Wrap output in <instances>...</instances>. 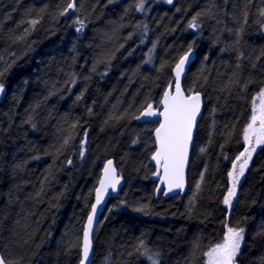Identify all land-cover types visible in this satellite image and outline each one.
<instances>
[{
    "label": "trees",
    "instance_id": "obj_1",
    "mask_svg": "<svg viewBox=\"0 0 264 264\" xmlns=\"http://www.w3.org/2000/svg\"><path fill=\"white\" fill-rule=\"evenodd\" d=\"M68 2L0 0L1 256L79 264L94 190L113 159L123 186L103 209L91 264H151L145 248L159 264H206L226 224L245 229L236 264H264V146L230 209L223 203L264 87V0H143V10L140 0H77L60 15ZM197 13L199 27L189 28ZM189 46L183 89L201 94L203 112L186 192L165 198L150 163L158 123L136 117L172 88Z\"/></svg>",
    "mask_w": 264,
    "mask_h": 264
},
{
    "label": "snow or ice",
    "instance_id": "obj_2",
    "mask_svg": "<svg viewBox=\"0 0 264 264\" xmlns=\"http://www.w3.org/2000/svg\"><path fill=\"white\" fill-rule=\"evenodd\" d=\"M173 0H167V3L172 4ZM77 0H70L67 6L60 12V15H66L70 10H76ZM138 10H143V0L137 4ZM202 13H197L192 17L189 22V28H197L199 25L196 23L197 18ZM260 15L264 16V9H261ZM38 23L36 20L30 21L32 26ZM76 24H79L76 30L78 32L83 30V20H76ZM239 35V33H237ZM192 47L189 46L188 52L184 54L176 63L174 68L175 73V92L170 91L164 92V97L161 103L164 105V110L157 113L152 104H148L147 108L141 113V116L151 117L159 115L162 117V121L159 127L155 129V144L156 150L153 153L151 159L156 162L157 168L163 169V175L160 177L161 180L168 185V190L171 191L173 188L183 189L184 187V165L187 162L189 146L193 141L194 128L196 125L197 115L201 110V94L195 92L193 94L185 95L181 89L180 80L181 75L185 70V64L189 60ZM11 67V65H9ZM255 67V65H253ZM7 71V69H5ZM4 73L0 72V76ZM75 83V80L72 81ZM250 82V81H249ZM247 87V85H245ZM5 91V85L0 83V93ZM81 96L77 97V100L81 99ZM259 99V106L253 107V113L251 121L244 129V141L248 147L244 148V151L236 157V161H240L243 158V162L239 164L237 170V164L233 162L232 170L228 172L230 178L231 187H229L227 194L224 196L223 203L227 206H231L233 198L237 195V186L240 182V178L244 175L245 169L248 167L250 160L252 159L253 153L256 151L258 145H264V87H261L259 93L253 98L255 101ZM91 111V110H89ZM140 117H136L139 119ZM257 122L259 127H257ZM255 137V144L252 143V139ZM68 143L67 140L64 141ZM133 144L138 143L134 140ZM204 149L201 148V152ZM84 153L81 151V156ZM71 163V161H69ZM159 171L155 173L158 175ZM203 179V173L201 174ZM100 187L96 189V202L92 205L91 213L87 217V223L83 231V241L81 258L79 264H89L90 251L92 249L91 234L94 231V223H96L97 206L101 203L104 198L105 192L111 188L113 191L116 190V186L120 183L119 178L116 175V169L113 167L111 160L107 161L104 165V174L99 181ZM196 188H200V184L196 185ZM147 205H141L138 208L133 209L134 211H144ZM226 232L224 234L223 243L215 245L205 256L208 257L207 264H236V258L240 253L241 245L244 240L245 229L243 227H231L225 225ZM264 235V232L260 233ZM143 247V241L140 244ZM142 255H147V258L151 261V264H159L157 254L148 255V250L145 248ZM0 264H8V262L0 257Z\"/></svg>",
    "mask_w": 264,
    "mask_h": 264
},
{
    "label": "water",
    "instance_id": "obj_3",
    "mask_svg": "<svg viewBox=\"0 0 264 264\" xmlns=\"http://www.w3.org/2000/svg\"><path fill=\"white\" fill-rule=\"evenodd\" d=\"M166 1H167V0H166ZM174 1H175V0H173V2H174ZM173 2H172V3H173ZM194 59H195V55L193 54V52H191L190 57H189V60H188V61L186 62V64H185V70H184V72H183L182 75H181L180 85H181V89H182V91H183L184 93H185V91H184V89H183L182 84H183V81H184V79H185V77H186L188 66H189L190 64H192V62L194 61ZM167 91H170V92H172V93L175 92V73H174V84H173V87H172V89H168ZM192 94H193V93H192ZM3 95H4V92H3V93H0V101H1L2 98H3ZM185 95H186V93H185ZM163 97H164V96H163ZM162 99H163V98H162ZM162 99H161V101H162ZM161 101L158 103L157 106H155V107L153 106V109H154L157 113L162 112V111L164 110V105L161 103ZM145 109H146V108H145ZM145 109H144V110H145ZM144 110H143V111H144ZM143 111H142V112H143ZM142 112H141V113H142ZM202 112H203V104H202V98H201V110H200V113L197 115L196 125H195V128H194L193 141H192V143H191L190 146H189L187 162H186L185 165H184V187H183L182 190L179 189V188H173L171 191H169V190H168V185L165 184V183L161 180V178H160V177L163 175V169L161 168V169L158 170L157 165H156V162H155L154 160L150 159V163H151L152 167L154 168L153 179L156 180V182H157V187H156L157 189H156V191H157V193H159L160 191H162V194H163V196H164L165 198H168V197H174V196H177V195L184 194V193L186 192V189H187V174H188L189 164H190V160H191V152H192V147H193V142H194V138H195V134H196L197 125H198V123H199V121H200V119H201ZM139 117H140V118L137 119V121L140 122V123H152V122H157L158 124H157L156 128L159 127V124H160V122H161L162 119H163V118L160 117L159 115L151 116V117H146V116H141V114H140ZM156 128H155V129H156ZM155 129H154V131H153V133H152V139H153L154 142H155V135H154ZM155 146H156V144H155ZM155 150H156V147H155ZM154 152H155V151H154ZM109 160H111V161L113 162V167L116 169V175H117V177L119 178L120 183L116 186V190H115V191H113L111 188H109V189L105 192L103 200H102L101 203L97 206V213H96V221H97V222L94 223V231H93V233L91 234L92 249H91V251H90L89 264L92 263V257H93V237H94V233H95V230H96L97 224H98V222H99V219H100V217H101V215H102L103 209H104V207H105L107 201L109 200V198H111V197L115 198V197H117V196L119 195V193H120V191H121V189H122V186H123V180H122V178L120 177V174H119V172H118V170H117V168H116L115 161H114L113 159H109ZM109 160H106V162L104 163V165H105V164L107 163V161H109ZM104 165H103V169H102L101 176H100V178H99V180H98V182H97L96 188H95V190H94L93 204H95V202H96V189H97L98 187H100V183H99V181H100V179L103 177V174H104ZM158 171H159V174H158V175H155V173H157ZM93 204H92V205H93ZM91 209H92V207H91ZM90 213H91V210H90L89 214H90ZM89 214H88V215H89ZM87 217H88V216H87ZM86 223H87V218H86V220H85V222H84L83 231H84V227H85ZM83 231H82V235H81L80 258H81V250H82ZM0 257H2L1 254H0Z\"/></svg>",
    "mask_w": 264,
    "mask_h": 264
},
{
    "label": "rangeland",
    "instance_id": "obj_4",
    "mask_svg": "<svg viewBox=\"0 0 264 264\" xmlns=\"http://www.w3.org/2000/svg\"><path fill=\"white\" fill-rule=\"evenodd\" d=\"M258 94V93H257ZM257 94L255 95V97L257 96ZM254 104H255V106H259V104H260V101H259V99H256L255 101L253 100V102H252V106H251V115H250V119H249V122H248V124L250 123V121H251V116H252V113H253V107H254ZM247 124V125H248ZM247 125L245 126V128L247 127ZM257 127H259V123L257 122V125H256ZM244 128V129H245ZM244 130H243V133H242V143H243V145H244V148L245 147H248V145L245 143V141H244ZM252 143L253 144H255V137H253V139H252ZM264 145H258L257 147H256V151L253 153V156H254V154L261 148V147H263ZM244 151V150H243ZM239 156V155H238ZM253 156H252V158H253ZM251 161H252V159L250 160V162H249V165H248V167L245 169V172H244V175L240 178V182H239V184L242 182V180L244 179V176H245V174H246V172H247V170L249 169V166H250V164H251ZM233 162H235L236 164H237V170H238V168H239V164L240 163H242L243 162V158L240 160V161H236V158H235V160L233 161ZM232 165H233V163H232ZM232 165H231V169H230V171L232 170ZM238 184V185H239ZM229 187H231V183H230V178H229V176H228V189H229ZM234 199V198H233ZM225 205V204H224ZM226 207H229V206H227V205H225ZM224 239V238H223ZM221 243H223V240H222V242ZM213 248V247H212ZM207 260H208V257H205V261H206V264H207Z\"/></svg>",
    "mask_w": 264,
    "mask_h": 264
},
{
    "label": "bare ground",
    "instance_id": "obj_5",
    "mask_svg": "<svg viewBox=\"0 0 264 264\" xmlns=\"http://www.w3.org/2000/svg\"><path fill=\"white\" fill-rule=\"evenodd\" d=\"M165 1H166V0H165ZM166 2H167V1H166ZM173 3H174V2H173ZM173 3H172V4H173ZM168 4H169V3H168ZM172 4H169V5H172ZM192 52H193V51H192ZM193 54H194V52H193ZM194 55H195V54H194ZM178 62H179V61H178ZM178 62H177V63H178ZM174 68H175V67H174ZM173 84H174V69H173ZM182 86H183V84H182ZM172 87H173V85H172ZM170 89H172V88H170ZM167 90H168V89H167ZM167 90H166V91H167ZM163 96H164V94H163ZM163 96H162V98H163ZM162 98H161V99H162ZM160 101H161V100H160ZM197 126H198V125H197ZM154 143H155V142H154ZM193 143H194V142H193ZM155 147H156V146H155ZM192 149H193V147H192ZM191 153H192V152H191ZM108 160H109V159H108ZM102 169H103V168H102ZM101 173H102V171H101ZM100 176H101V174H100ZM99 178H100V177H99ZM98 180H99V179H98ZM97 182H98V181H97ZM156 192H157V191H156ZM174 197H175V196H174ZM229 209H230V208L228 207V210H229Z\"/></svg>",
    "mask_w": 264,
    "mask_h": 264
}]
</instances>
